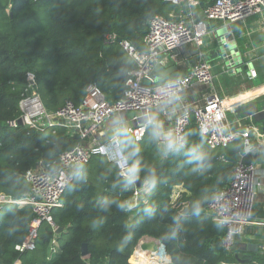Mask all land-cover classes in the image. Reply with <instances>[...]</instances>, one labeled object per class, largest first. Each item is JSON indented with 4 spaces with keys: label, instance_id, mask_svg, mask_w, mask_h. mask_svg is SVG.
Returning <instances> with one entry per match:
<instances>
[{
    "label": "trees",
    "instance_id": "1",
    "mask_svg": "<svg viewBox=\"0 0 264 264\" xmlns=\"http://www.w3.org/2000/svg\"><path fill=\"white\" fill-rule=\"evenodd\" d=\"M10 1L8 13L6 3L0 5V192L14 197L29 190L27 170L56 164L60 153L80 142L78 134L62 125L43 130L8 125L20 116L19 103L29 89V74L33 76L31 89L48 113L66 101L78 105L90 84L114 102L121 98L136 62L119 42L105 43L107 35L143 51L150 17L206 22L203 12L215 2L196 0L191 7L186 0L179 5L169 0ZM117 136L131 172L153 185L147 202L129 210L132 182L119 176L105 157L93 156L74 170L61 198L62 207L52 211L54 225L62 227L55 233L59 252L47 259L54 235L47 223L39 229L35 249L18 252L15 246L24 240L35 213L30 206H6L0 210V264H12L17 258L21 264H146L131 255L144 236L158 240L176 264L236 261L234 252L221 245L224 228L200 208L230 179L242 149L240 139L211 149L192 118L185 146L166 154L149 129L140 141L127 131ZM178 183L188 191L179 200L186 201V207L170 203V188ZM263 215L264 210L255 205L253 216ZM82 244L88 250L85 256L80 253ZM250 254L263 262L260 252Z\"/></svg>",
    "mask_w": 264,
    "mask_h": 264
},
{
    "label": "built area",
    "instance_id": "2",
    "mask_svg": "<svg viewBox=\"0 0 264 264\" xmlns=\"http://www.w3.org/2000/svg\"><path fill=\"white\" fill-rule=\"evenodd\" d=\"M173 4H181L185 0H169ZM191 7L196 0H186ZM264 11V0H215L204 10L206 19L222 21L224 26L242 22ZM214 34L203 20L192 19L172 20L161 15H154L148 20V30L143 37L145 50H137L128 41L119 43L135 60L136 68L130 72L125 80V88L121 98L114 102L107 101L100 89L94 84L87 87L83 100L75 105L66 101L62 107L53 113H48L39 96L31 89L33 76L28 75L29 86L27 94L20 100V116L8 122L11 127L17 126V119L23 124L43 130L46 127L62 125L71 134H78L80 142L71 149L59 154L57 163H44L25 172V179L29 183V190L20 197L0 192V210L6 206H30L35 213L24 240L15 246L22 253L34 250L38 232L43 223L51 225L54 232L47 248V259L52 258L60 250V243L55 235L57 226L53 223L52 211L62 207V195L72 180L74 170L86 164L93 156H103L112 162L119 176L132 182L133 188L128 200V209H136L139 204L146 203L148 195L153 191L150 182L142 181L137 186L138 178L131 172L130 164L119 147L118 137H106L103 127L107 119L115 114L135 112L131 120L135 126H128L124 130L140 141L152 123L151 110L162 106L171 99L178 98L194 83L210 85L214 79L212 65L202 58L183 76L176 78H159L153 72L155 64L163 66L170 64L177 58V51L187 45L202 47L205 38ZM116 40L107 35L105 43ZM226 65L225 72L237 73L235 65L241 60L236 59ZM247 77L256 78L253 67L247 66ZM260 91L256 92L257 89ZM252 92L248 96H241L244 92ZM264 94V82L257 86L233 95H218L210 93L201 103H182L181 111L173 117L170 132L173 136V149L185 146V133L191 118L211 149L225 148L234 140L240 139L242 149L238 153L237 161L232 165L230 179L222 188L217 190L211 200L200 212L209 216L212 222L222 226L225 230L221 245L225 250L232 251V246L238 248V255L245 243L256 242L260 245L263 262L251 259L248 262H221L219 264H264V215L260 218L253 216V210L258 199V193L264 192V134L254 125L242 128L234 127L226 119V112L240 105L249 96ZM138 113V114H137ZM63 121L62 123L60 121ZM258 155V160L242 163L240 158L246 154ZM225 162L223 156L219 157ZM188 191L183 184H174L170 188V203L175 206H187L186 201H179ZM263 210H264V200ZM261 235V238L259 237ZM262 239L261 244L259 240ZM132 257L144 261L146 264H167L170 260L164 253L160 243L155 251L146 253L139 246L134 248ZM12 264H21L19 258Z\"/></svg>",
    "mask_w": 264,
    "mask_h": 264
},
{
    "label": "crops",
    "instance_id": "3",
    "mask_svg": "<svg viewBox=\"0 0 264 264\" xmlns=\"http://www.w3.org/2000/svg\"><path fill=\"white\" fill-rule=\"evenodd\" d=\"M5 3V12L8 13L10 12L12 4L10 0H7V2L6 0H0V5H4ZM189 19L187 18L186 20L188 21ZM206 23L208 27L213 30L214 34L208 35L205 38V45L202 47L198 48L193 45H187L178 50L176 60L168 65L165 64L166 67L171 65L177 67L176 71L167 78L183 76L199 60L204 58L212 65L214 79L216 78L218 80L220 86L212 87V83L210 85L194 83L191 87L185 90L180 97L171 99L162 106L151 110L150 117L152 123L148 125L147 129L150 130V134L153 138L158 141L165 154L168 150H173V136L169 130L173 124V117L181 111L182 103H201L204 100V97L210 93H217L218 95H233L247 90L249 87L244 86V84H248L249 81H252L247 77V66L254 67V60H256L257 57H262L264 55V11L261 14L250 17L242 22H235L227 25L228 32H231L233 35V44L237 51V57L234 60H241L238 65H235L237 71L236 74L225 72L224 70L228 67L214 52L215 39L218 37V31L225 27L223 22L208 19ZM238 24L240 25L235 27ZM256 52L259 53L255 54ZM229 75H238L239 79H230L228 77ZM243 78H246V82L242 83V80L245 81ZM260 90L261 88L257 89L256 92ZM251 93L252 92L247 91L241 96H248ZM262 107H264V94L252 95L243 100L238 107L228 110L226 112V119L231 122L234 127L238 128L247 125H254L258 128V131L264 134V109ZM134 114L135 112L115 114L107 119L103 127L106 137L117 136L119 132L125 131L124 129L128 126L134 127L135 122L131 120V117ZM263 200L264 192H259L255 205L257 208L261 207L262 210ZM158 244V240L144 236L138 240L133 247V250L139 246L142 251L150 253L157 249Z\"/></svg>",
    "mask_w": 264,
    "mask_h": 264
},
{
    "label": "water",
    "instance_id": "4",
    "mask_svg": "<svg viewBox=\"0 0 264 264\" xmlns=\"http://www.w3.org/2000/svg\"><path fill=\"white\" fill-rule=\"evenodd\" d=\"M116 42H120L121 39L120 38H116L115 40ZM214 52L217 54V56H219L222 60V62H224L226 65H228L229 63H231L233 61V58L235 55H237V51L235 50L234 44H233V35L231 32H228V28L227 27H223L222 29H220L218 31V37H216L215 39V47H214ZM177 69V67L175 65H171V66H163L160 63H157L154 65L153 67V72L155 74H157V76L159 78H167L169 77L173 72H175ZM238 107V106H236ZM264 109V107H262ZM255 115V113H254ZM61 123L63 122L62 120L60 121ZM17 124L21 125L23 124L22 119L18 118L17 119ZM264 129V127H263ZM165 154V153H164ZM259 156L258 155H251L250 153H246L244 154L241 158L240 161L242 163H249L252 160H258ZM142 179L141 178H137L135 183L137 186H140L142 183ZM62 230V227H56L55 229V233H59ZM260 245L256 242H248L244 244V247L242 248V250L246 251L245 253H243V258H240L238 255V248L233 245L232 246V250L234 251V258L236 261L238 262H248L252 259V255L250 254L251 252H256L259 253L260 252ZM80 253L82 256H85L88 254V250L85 244H82L80 247ZM248 254V255H246ZM167 258L170 260L169 263L167 264H176L175 262H173L171 260L170 255H167Z\"/></svg>",
    "mask_w": 264,
    "mask_h": 264
},
{
    "label": "rangeland",
    "instance_id": "5",
    "mask_svg": "<svg viewBox=\"0 0 264 264\" xmlns=\"http://www.w3.org/2000/svg\"><path fill=\"white\" fill-rule=\"evenodd\" d=\"M240 24H238V25H234L235 27H237V26H239ZM233 26V27H234ZM259 52H256L255 54H258ZM253 65H254V67H253V69H254V71L256 72V78L255 79H252V81H249V83L248 84H250V85H248V84H244V86H248V87H252V86H257V85H260V84H262V82H264V79L263 80H260V79H262V78H264V55L262 56V57H257L256 58V60H254V63H253ZM259 73H260V75H259ZM236 74V73H235ZM234 75V74H233ZM230 79H239L238 78V75H236V76H232V75H229L228 76ZM235 77V78H234ZM243 79H245V81H243L242 80V83L243 82H246V78H243ZM222 83V82H221ZM219 85V83H218V80L215 78L213 81H212V84H211V86L213 87V86H218ZM220 86V85H219ZM229 86H231V85H229ZM224 88H225V86H224ZM230 88V87H229ZM227 95H229V94H227ZM259 237L261 238V235L259 234ZM261 242H262V239H260L259 240V243L261 244ZM243 253L242 252H240L239 253V257L240 258H243ZM246 255H248V254H246Z\"/></svg>",
    "mask_w": 264,
    "mask_h": 264
}]
</instances>
